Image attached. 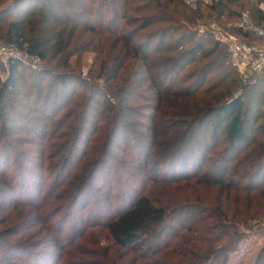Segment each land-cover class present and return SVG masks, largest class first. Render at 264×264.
Listing matches in <instances>:
<instances>
[{
  "label": "trees",
  "instance_id": "trees-1",
  "mask_svg": "<svg viewBox=\"0 0 264 264\" xmlns=\"http://www.w3.org/2000/svg\"><path fill=\"white\" fill-rule=\"evenodd\" d=\"M258 3L264 0L198 1L192 10L182 0H0V43L39 59L30 77V67L9 61L0 82V212L23 196L21 173H34L33 165L50 168L68 151L58 163L63 174L86 125L93 123L95 133L104 122L90 148V169L114 146L128 157L120 174L135 186L116 205L118 196H107L113 213L99 220L105 219L112 244L99 264H228L233 250L264 231V122L248 124L242 110L251 87L263 91L264 75L240 82L225 48L198 35L195 23L214 20L247 43L264 44L233 26L247 11L264 27ZM84 53L93 58L90 80L69 67ZM16 117L30 130L17 131ZM135 161L139 177L124 173ZM76 174L73 198L91 180V173ZM189 207L200 217L182 213ZM35 210L38 220L44 212ZM10 230L0 229L4 249L1 238ZM251 264H264V244Z\"/></svg>",
  "mask_w": 264,
  "mask_h": 264
},
{
  "label": "rangeland",
  "instance_id": "rangeland-1",
  "mask_svg": "<svg viewBox=\"0 0 264 264\" xmlns=\"http://www.w3.org/2000/svg\"><path fill=\"white\" fill-rule=\"evenodd\" d=\"M182 2L192 10H195L198 5L197 3H192L193 1L191 0H182ZM21 7L28 9L29 6L25 2ZM15 13L11 12L9 17H15ZM17 13L16 15H19L20 12ZM238 21L233 23H237ZM200 23L218 24L214 20L202 21L199 19L196 21L195 26L198 27ZM220 26L223 27L222 25ZM150 29L147 28L145 31H149ZM198 35L212 37L209 33ZM205 42L208 45V40H205ZM92 62V55L84 53L81 59H77L76 57L71 58L69 67L90 80L93 78L88 76V68ZM25 66L30 67L28 65ZM6 67L7 65L5 66L0 63V82L4 81L7 75ZM190 68L191 65L185 66V70ZM33 69V67H30V70L26 71L27 77H30L32 71H34ZM236 75L240 79L239 74L236 73ZM48 81L49 76H46L44 85ZM253 81L254 79L246 82V84L249 85ZM96 82L99 87L103 88L101 80ZM240 82L242 81L240 80ZM242 83L245 84L244 82ZM248 88L250 87L248 86ZM251 89L243 97L242 110L247 123L257 126L264 122V86H262L263 91H259V89L253 87ZM244 91H247V87ZM100 95L102 94L95 93L94 97H99ZM64 111L65 109L58 112L54 116V121ZM18 113L27 114L29 111L18 107ZM212 118L213 116H210L206 120L205 126L210 125ZM19 120L22 121L21 126L19 125L20 121L14 122L17 131L30 130L31 127L26 126L28 121H24L22 117ZM104 124V122H99L98 130L95 133L93 132L96 126L93 123L89 122L86 125V130L82 133L81 141L78 142L77 148L74 151L72 162L67 165L68 167L63 174H57L58 163L68 151L62 155L59 154L60 156L53 160L55 164L50 166V168H47V164L40 169L33 165L34 173H28L27 176H25V173H21L22 168H20L19 173L18 171L14 173L13 176L15 177H18L20 173L23 175L25 183L22 189L24 191L21 190L23 196H17L19 200L17 206L6 204L8 212H0V229H11L8 236L6 235L5 238H1L7 243V247L4 249L0 246V264H99V262H102L100 255H102L108 245L112 244V241L108 237L107 229L104 227L105 224L103 222H105V219L99 220L101 215L106 217L113 213V206L108 204L107 196H110L111 199H115L118 196L114 200L116 205V203L120 202L124 191H130L135 186L134 184L133 186L131 185L132 181L127 179L124 174H120V166L127 162L128 157L114 146L111 147V154L105 156V160H102L99 166L94 170L90 169V161L93 158L90 157V148L95 143L94 137L99 134L100 130H102L101 126ZM209 132L210 129L207 130V133ZM136 137L132 135L133 142ZM121 145H124V140L121 141ZM222 146L223 139L220 137L215 149L219 150ZM27 164L31 165L28 162ZM14 165L15 161L11 160L9 162L10 170ZM134 166L137 167L136 161L132 162L131 169L127 165L126 172L124 173H130L131 177L142 175L143 173ZM76 173H85L82 175L84 177L88 173H91V180L83 188V191L73 198L77 188ZM112 173H119L121 178L119 181L124 184H117ZM103 205H106V207H103ZM107 206L110 208H107ZM37 207L44 212L38 220V215H36L38 211L35 210ZM185 212L194 215L196 218H199L201 215L200 210L194 207L183 209L182 213ZM5 215H7V220H3ZM47 215L49 218H47ZM23 220H27L24 226H15L23 222ZM95 221H101L102 225H93L97 224ZM263 244L264 231L256 230L251 237L244 240L236 250H233L229 254L228 264H251L255 254Z\"/></svg>",
  "mask_w": 264,
  "mask_h": 264
},
{
  "label": "built area",
  "instance_id": "built-area-1",
  "mask_svg": "<svg viewBox=\"0 0 264 264\" xmlns=\"http://www.w3.org/2000/svg\"><path fill=\"white\" fill-rule=\"evenodd\" d=\"M191 1L207 3L213 0ZM258 7L264 13V3H258ZM233 26L264 38V27L254 25L247 11L241 13L239 21ZM197 31L199 34L209 33L217 44L225 48L230 66L239 74L242 82H250L259 74L264 75V44L244 42L230 29L215 23H200ZM9 61H19L33 68L39 63V59L28 52L0 43V63L6 66Z\"/></svg>",
  "mask_w": 264,
  "mask_h": 264
}]
</instances>
